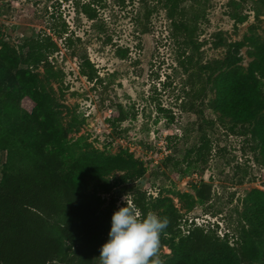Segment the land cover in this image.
<instances>
[{
  "label": "rangeland",
  "instance_id": "rangeland-1",
  "mask_svg": "<svg viewBox=\"0 0 264 264\" xmlns=\"http://www.w3.org/2000/svg\"><path fill=\"white\" fill-rule=\"evenodd\" d=\"M87 1L97 12L92 20L80 10ZM201 2L204 15L195 34L199 43L195 57L214 70L213 78L219 67L247 68L254 42L264 43V0ZM163 3L0 0V38L18 48L26 38L51 37L46 44L56 46H49L48 61L32 69L39 86L53 100L66 138L82 152L133 153L146 170L135 182L139 188L153 197L160 192L171 199L183 214V229L191 221L210 227L218 224L217 233L222 236L233 231L245 209L247 192L264 189L263 152L250 144L252 133L245 124L220 114L218 90L211 81L195 109H190L191 88L178 63L182 45L171 34ZM233 14L245 19L239 21ZM64 27L67 33L59 37ZM86 60L99 79L89 81L80 73L79 66ZM159 106L166 111L160 112ZM119 107L135 117L112 130L108 118ZM203 136L210 141V151L199 156L194 148ZM167 156L171 161L165 163ZM3 160L0 151V163ZM187 161L191 165L184 173L180 169L186 168ZM123 197L117 205L124 202ZM159 252L167 251L163 247ZM94 264H99L98 256Z\"/></svg>",
  "mask_w": 264,
  "mask_h": 264
},
{
  "label": "trees",
  "instance_id": "trees-1",
  "mask_svg": "<svg viewBox=\"0 0 264 264\" xmlns=\"http://www.w3.org/2000/svg\"><path fill=\"white\" fill-rule=\"evenodd\" d=\"M163 5L171 34L182 45L178 63L191 88L190 109H195L211 81L218 90L220 114L245 124L252 133L250 144L259 146L264 156V43L254 42L253 60L247 68L219 67L213 78L214 70L195 57L199 50L195 34L204 15L201 0H164ZM80 10L91 20L97 16L92 2L82 3ZM244 19L238 16L239 21ZM59 33L62 37L67 28ZM46 37L26 38L18 48L0 38V151L4 153L0 264H94L109 238L113 213L125 203L117 205V201L125 195L141 219L149 213L169 219L160 245L167 252L158 253L162 264H264V189L247 192L245 209L233 231L220 236L218 224L210 227L193 221L183 229V214L171 199L160 192L153 197L135 184L146 170L133 153L77 150V143L66 138L53 100L39 86L32 69L47 62L49 46H56L46 44V39L52 41ZM63 40L67 43L70 36ZM79 71L89 81L99 79L89 60L80 64ZM158 110L166 111L161 106ZM131 115L119 107L108 118L110 128L117 130L122 121L135 117ZM201 140L194 148L199 156L210 151V141L204 136ZM170 161L167 156L165 163ZM190 165L187 161L186 168L179 169L185 173Z\"/></svg>",
  "mask_w": 264,
  "mask_h": 264
},
{
  "label": "clouds",
  "instance_id": "clouds-1",
  "mask_svg": "<svg viewBox=\"0 0 264 264\" xmlns=\"http://www.w3.org/2000/svg\"><path fill=\"white\" fill-rule=\"evenodd\" d=\"M122 199L125 203L113 213L109 238L100 248L99 264H162L158 253L169 219L156 213L141 219L126 195Z\"/></svg>",
  "mask_w": 264,
  "mask_h": 264
},
{
  "label": "built area",
  "instance_id": "built-area-1",
  "mask_svg": "<svg viewBox=\"0 0 264 264\" xmlns=\"http://www.w3.org/2000/svg\"><path fill=\"white\" fill-rule=\"evenodd\" d=\"M130 202V201H129Z\"/></svg>",
  "mask_w": 264,
  "mask_h": 264
}]
</instances>
